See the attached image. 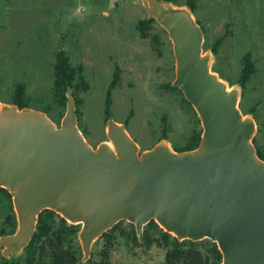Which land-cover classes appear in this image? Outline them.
<instances>
[{"label": "rangeland", "instance_id": "374dc122", "mask_svg": "<svg viewBox=\"0 0 264 264\" xmlns=\"http://www.w3.org/2000/svg\"><path fill=\"white\" fill-rule=\"evenodd\" d=\"M158 1L166 12H187L201 29L202 56L208 57L210 72L236 92L242 117L254 123L250 143L264 162V0ZM148 9L149 0H0L1 109L36 110L59 127L69 104L67 91L63 96L53 89L55 57L62 49L72 66H82L87 82L85 91L71 89L70 94L78 99L77 128L92 149L113 147L111 126L128 133L139 156L157 145L174 151L194 142L203 132L200 115L174 85L173 42ZM139 21L146 23V37L140 36ZM247 56L254 70L243 80ZM115 73L118 80L112 84ZM3 188L0 237L18 229L14 194ZM51 220L53 230L74 224L64 246L82 264H164L166 247L156 243L162 228L157 222L158 227L144 225L147 238L142 230L139 239L134 224L119 221L92 241L85 258L82 224L63 222L60 214ZM29 240L8 252L0 245V264H29L36 246Z\"/></svg>", "mask_w": 264, "mask_h": 264}, {"label": "water", "instance_id": "95a60500", "mask_svg": "<svg viewBox=\"0 0 264 264\" xmlns=\"http://www.w3.org/2000/svg\"><path fill=\"white\" fill-rule=\"evenodd\" d=\"M148 14L166 28L174 46V85L200 115L196 150L154 146L141 156L128 133L111 126L114 151L95 150L76 125L74 99L59 127L32 109L0 110V186L13 192L14 235L0 237L5 251L22 248L36 218L51 209L81 223L88 258L92 241L125 220L140 239L150 220L180 239L215 242L221 264H264V162L250 143L254 123L242 117L235 91L210 72L202 32L184 11H164L149 0Z\"/></svg>", "mask_w": 264, "mask_h": 264}, {"label": "trees", "instance_id": "16d2710c", "mask_svg": "<svg viewBox=\"0 0 264 264\" xmlns=\"http://www.w3.org/2000/svg\"><path fill=\"white\" fill-rule=\"evenodd\" d=\"M140 24L142 26H139ZM146 27V23L143 21L138 22L137 29L139 30L141 37L147 36V32L145 30ZM245 64L246 66L243 67V80L249 78L250 74L254 70L252 63L248 60V56L245 58ZM53 68V89L56 93L63 95L66 91L71 89L74 91L77 89L85 91L87 89V82L82 74V66H72L64 50L60 49L56 53ZM117 80L118 74L115 73L112 84H116ZM71 96L74 99V103L78 102V99L73 92L71 93ZM108 105L109 104L106 103L107 110ZM23 108L24 107L20 106L18 109L22 110ZM200 141L201 137L199 135L195 138L194 142L190 141L183 148L174 149V151L178 153L193 151L199 147ZM261 159L263 160V158ZM3 189L7 192L6 188ZM54 214L59 215L51 209H44L38 214L34 231L29 238V245L31 246L32 243L36 245L35 247H32L33 249L30 252L32 256L29 260V264H82L77 260L76 256L68 249V247L64 246V243H66V236L64 235L73 229L74 224L63 226L61 229L53 230L50 223L53 222L51 218ZM61 220L63 222L66 221V219L62 216ZM118 223L106 232H103L101 235H107L116 227ZM147 225H154L155 227H158L154 220L147 222L145 226ZM146 233L147 230L144 229V238H147ZM154 240H156V238ZM156 241V243L162 242L163 246L166 247L164 264L222 263V253L220 252L217 244L208 238L201 240L180 239L161 228L160 238ZM35 252H37L36 262L34 261ZM103 264H107V262H103Z\"/></svg>", "mask_w": 264, "mask_h": 264}, {"label": "bare ground", "instance_id": "6f19581e", "mask_svg": "<svg viewBox=\"0 0 264 264\" xmlns=\"http://www.w3.org/2000/svg\"><path fill=\"white\" fill-rule=\"evenodd\" d=\"M221 81V80H220ZM0 110H1V107H0ZM111 149L114 151L113 147L110 145Z\"/></svg>", "mask_w": 264, "mask_h": 264}]
</instances>
